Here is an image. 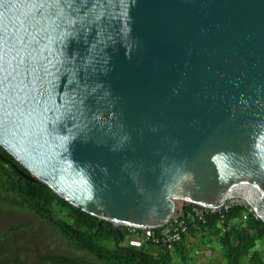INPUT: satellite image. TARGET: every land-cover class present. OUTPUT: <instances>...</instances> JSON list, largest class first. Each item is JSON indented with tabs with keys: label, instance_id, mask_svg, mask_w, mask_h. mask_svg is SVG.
Returning <instances> with one entry per match:
<instances>
[{
	"label": "water",
	"instance_id": "95a60500",
	"mask_svg": "<svg viewBox=\"0 0 264 264\" xmlns=\"http://www.w3.org/2000/svg\"><path fill=\"white\" fill-rule=\"evenodd\" d=\"M0 145L118 246L179 199L264 221V0H0Z\"/></svg>",
	"mask_w": 264,
	"mask_h": 264
},
{
	"label": "trees",
	"instance_id": "16d2710c",
	"mask_svg": "<svg viewBox=\"0 0 264 264\" xmlns=\"http://www.w3.org/2000/svg\"><path fill=\"white\" fill-rule=\"evenodd\" d=\"M28 173L27 168L0 145V181L6 192L18 204L26 206L55 226L83 253L80 258L63 256L66 264H80L78 260L82 264H174V253L179 250L186 252L189 235L197 232L201 240L212 247L215 246L214 240H218L219 247L224 251L225 264H241L245 258H248L249 264H264V252L259 247L264 240V221L260 217L243 219L245 208L242 205H234L226 211L221 224L219 213H207L204 220L200 219L192 212L196 204L188 202L183 206L182 214L188 229L179 241L174 242L172 248L148 241L141 247L123 244L131 234L127 225L120 226L123 237L120 242L122 246H118L115 241L119 233L113 222L73 205L44 181L28 178ZM222 225L229 228L223 231ZM160 228L156 227L155 231L158 232ZM12 261L14 264H23L17 257ZM203 264L216 263L210 261Z\"/></svg>",
	"mask_w": 264,
	"mask_h": 264
},
{
	"label": "rangeland",
	"instance_id": "374dc122",
	"mask_svg": "<svg viewBox=\"0 0 264 264\" xmlns=\"http://www.w3.org/2000/svg\"><path fill=\"white\" fill-rule=\"evenodd\" d=\"M186 203L176 200V208ZM127 237L122 242H126ZM214 247L201 240L200 234L189 235L187 250L174 253V264H203L213 261L225 264L224 251L217 239ZM264 252V240L259 244ZM208 249V255L204 250ZM154 251H157L154 249ZM63 256L80 258L83 253L69 242L55 226L34 211L13 200L0 181V264H14L17 257L23 264H66ZM82 264L81 260H78ZM77 261V262H78ZM241 264H249L248 258Z\"/></svg>",
	"mask_w": 264,
	"mask_h": 264
},
{
	"label": "built area",
	"instance_id": "2783aa9c",
	"mask_svg": "<svg viewBox=\"0 0 264 264\" xmlns=\"http://www.w3.org/2000/svg\"><path fill=\"white\" fill-rule=\"evenodd\" d=\"M234 205H242L245 210L243 212V219L249 217L259 218L260 215L255 210V208L243 200L240 197L233 196L226 200V202L221 206H205L196 204L192 208V212L198 216L200 219L204 220V215L207 213L217 212L221 215L220 223L223 224L225 212L228 211ZM183 214V207L179 211L175 212L170 220L161 226L158 232L155 231L156 227L147 226V227H137L132 225H127L128 230L131 233L125 242V244L141 247L144 242L148 241L152 244H164L169 248L173 247L174 242L179 241L182 238V234L187 231L188 225ZM229 226L222 225V230L226 231ZM139 229L141 232L139 233ZM208 255L211 254V251L208 249L204 250Z\"/></svg>",
	"mask_w": 264,
	"mask_h": 264
}]
</instances>
